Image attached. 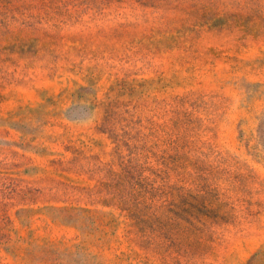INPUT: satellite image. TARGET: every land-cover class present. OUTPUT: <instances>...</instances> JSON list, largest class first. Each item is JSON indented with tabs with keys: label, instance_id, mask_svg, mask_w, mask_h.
Masks as SVG:
<instances>
[{
	"label": "rangeland",
	"instance_id": "rangeland-1",
	"mask_svg": "<svg viewBox=\"0 0 264 264\" xmlns=\"http://www.w3.org/2000/svg\"><path fill=\"white\" fill-rule=\"evenodd\" d=\"M0 264H264V0H0Z\"/></svg>",
	"mask_w": 264,
	"mask_h": 264
}]
</instances>
